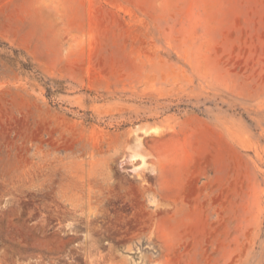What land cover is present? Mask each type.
<instances>
[{
    "label": "rangeland",
    "instance_id": "obj_1",
    "mask_svg": "<svg viewBox=\"0 0 264 264\" xmlns=\"http://www.w3.org/2000/svg\"><path fill=\"white\" fill-rule=\"evenodd\" d=\"M0 264H264V0H0Z\"/></svg>",
    "mask_w": 264,
    "mask_h": 264
}]
</instances>
